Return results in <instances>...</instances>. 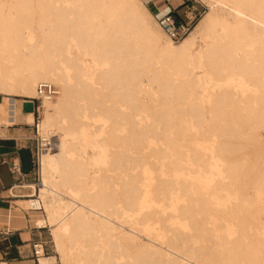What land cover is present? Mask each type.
Listing matches in <instances>:
<instances>
[{"label":"bare ground","instance_id":"bare-ground-1","mask_svg":"<svg viewBox=\"0 0 264 264\" xmlns=\"http://www.w3.org/2000/svg\"><path fill=\"white\" fill-rule=\"evenodd\" d=\"M140 1L150 10L148 0ZM204 1L208 13L183 41L171 39L153 15L168 37L163 42L160 33L149 26L138 0H0V90L38 99L40 83L59 88L58 96L41 100L43 119L37 134L48 142L44 146L60 134L59 151L46 148L39 161L40 199L62 264H72L78 257L81 260L85 253L90 256L86 262L93 257L95 264L104 257L108 260L105 264H115L104 245L121 246L123 252H117L121 259L134 234L149 235L152 228L161 243L157 252L162 264H264V216L260 213L264 209V41L245 27L252 23L264 29V0ZM227 14L234 21L228 20ZM219 26L224 32L217 30ZM199 32H204L206 41L193 51ZM192 54L194 62L222 84L219 92L209 89L206 97L197 88ZM233 74L242 75L251 84L249 94H238L225 85ZM27 102L32 119L33 102ZM108 102L113 106L107 107ZM15 112L10 110L7 116L16 118ZM141 118L146 124L142 125ZM97 121L105 126L96 127ZM109 122L110 128L106 126ZM102 127L106 129L103 136ZM89 131L99 145L104 140L112 147L134 144L137 153L150 149L142 166L150 165L147 160L151 157L160 165L158 182L151 188H146L142 177L156 178V173L152 175L154 163L142 170V176L125 175L120 187L123 198L115 201L126 205H120L123 211L111 204V191L108 197L107 188L97 181L93 186L101 193L85 192L79 186L83 182L79 177L90 173V162L83 155L72 160L68 154L74 153ZM97 144L92 145L97 148ZM191 144L195 146L189 149L196 169L186 159L189 151L185 148ZM209 155L223 164L227 181L213 178ZM116 157L114 166L119 164ZM140 158L131 160L136 167H142L144 157ZM199 171L208 173V180L200 181L195 176ZM84 182L81 184L87 186ZM33 206L39 208L37 202ZM196 206L206 219L200 223L203 229L212 231L216 239L214 252L187 248L188 241L181 239L188 237V233L180 234L186 226L191 228ZM125 210L135 216L129 223L130 234L120 235L122 227L116 229L115 225L117 220L127 225ZM100 245V250L95 249ZM144 250L155 253L147 244H143ZM50 259L42 255L38 264ZM150 260L144 263L152 264Z\"/></svg>","mask_w":264,"mask_h":264},{"label":"rangeland","instance_id":"rangeland-1","mask_svg":"<svg viewBox=\"0 0 264 264\" xmlns=\"http://www.w3.org/2000/svg\"><path fill=\"white\" fill-rule=\"evenodd\" d=\"M138 1H139L140 9L145 14L149 26L155 32L160 33L162 41L165 42L168 39V37L164 34V32L162 31L161 27L157 24V21L154 19V17H153L154 13L151 12V10H148L145 7V5L140 0H138ZM197 1L200 4H202L203 6H205L206 11H207L206 13H208V11H209L208 4L204 0H197ZM227 17H228V20L234 21V18L231 17V16L229 17L228 14H227ZM198 25H199V23H198ZM245 27L253 36H257V37L260 38V40L264 41V29H262L260 27H256L252 23H246ZM217 30L219 32H224V28L222 26H219L217 28ZM207 40H211V38L210 39L207 38ZM205 41H206V37H205L204 32H199L197 34L196 42L193 44V51H198L199 49H201L204 46ZM190 64H191L192 68L195 70V73L198 76L199 85L197 86V88L200 89V91L204 94V96L208 97L207 96V91L209 89L214 88V91H216V92H219V90H221L222 84L213 75H211L207 69L202 68L201 65H197L194 62L193 54L191 56ZM230 78H231L230 82H226V84H225L227 87H230L231 89L235 88V90L238 92V94H241V95H246V94L250 93V91L252 89V86L242 75L233 74ZM56 88H57V90H59V88L57 86H56ZM0 94H2L5 97V101L3 103H0V107L2 108V110H1L2 112L0 113V123L10 124V123L16 122L17 121V111H19L21 109L20 107L22 106V104H26V107L24 108V112L27 114L26 118H28V120L30 122L35 124L34 127L32 126L31 128H32V132L34 131V134L32 133V136H34V138H35L34 140H35L36 146H37V150H36L37 151L36 165L34 167L35 169L33 170L32 174L30 175V177L28 179V182L21 179V181L18 182L19 187H17L16 189L13 190V194L19 196V198L16 199L18 201L15 202V205L13 207V213H12L13 215L12 216L14 218H16V220L19 222L20 225H18V226H23L24 229H26L28 231H32L34 234H36L38 236V238H37L38 240L37 241L42 242L45 245V248H46L45 255H46V257H48V258L50 257L51 258L50 262H47L45 264H62L61 254L59 253V251H58V249L56 247V243H55V235H54L53 231L50 229L48 214H47V212H46V210H45V208L43 206V203H42V201L40 199V196H41L40 184L42 183V176H41V164H40V161H39L40 157H41V153L46 148L53 149L54 152H58L59 151V148H60V146H59L60 145V134L57 133V135H55L54 137L49 138V142L51 144H49L48 146H44V144H46L48 142H44L43 141V137L39 136L37 134V125L43 119V115H42V113L39 110V108L42 106V101L43 100L40 101V100H36V99H29V98H23V97H20V96L8 95V94H5V92H3L2 90H0ZM2 95H0V101H2V99H3ZM16 99L18 101H16ZM27 101H32L33 102V104H32V107H33L32 119H30L31 108H30V106H29ZM10 105H12L13 107L10 106ZM106 105H107V107L108 106L109 107L113 106V104H111L109 102ZM114 108H116V106ZM114 108L112 109V111H115ZM122 109L125 112L129 111L125 107H123ZM10 110H16V112H15V117L16 118L13 117V119H12V118H9V116H7L8 111H10ZM59 113L60 112H58V116L61 114V113L60 114ZM59 117H61V116H59ZM66 120H67V118H66ZM140 121H141L142 125L146 124V120L145 119L141 118ZM110 123L111 122H109V124L107 123V125H106L108 128L111 127L110 125L112 123L111 124ZM208 123H209V121H208ZM95 126L96 127H100V126H105V125L102 122L97 121V122H95ZM189 127L191 128V125H189ZM191 130H192V128H191ZM105 133H106V129H105V127H102L101 130H100V135L103 136V135H105ZM191 133H193V132H191ZM88 134H90V135L82 137L81 142L78 144L77 148L75 149V151L76 150L77 151L76 152L74 151L75 154L73 153V151H70V153L68 154V156L70 158H72V160H75V158L78 157V155L79 156L83 155V156H85L86 159L88 158L87 160H89V162H90L89 165H87L88 171L90 172V173H88V177H82V176L79 177L83 182L84 181L88 182L87 186H85L86 185L85 182H84L85 185L81 184L83 182H81L79 184L80 187L82 186L81 187L82 189H85V192H89V193L91 192L92 193V191H93L92 194H95V193H97V192H94V190H95V191H98V193H101V192H99L100 191L99 187L97 188V186H93V185H95L93 182L97 181L99 186H101L102 188H105V189L107 188L106 191H107L108 197H110L112 195V197H110V199L112 201L111 204L112 205H116L117 204L116 203L117 200H121L123 198L122 196H120V195L123 194V193L121 194V192H123V188L121 189L120 187H122L124 185V181H125V178H126L125 175H127V176L134 175L135 176L138 173L141 174L142 170L145 171L146 167H150V166L153 165L152 163H154V165L152 166L153 167V169H152L153 174L152 175H154L156 173L155 177L157 179L154 178V177H150V176H145V177L143 176L142 178L144 179V184H145L146 188H151L156 182H158V179H159V175L158 174H159L160 171L159 170L157 171V168H160L159 163H155L154 158L151 157V159L147 160L149 162V163L147 162V164H150V165L142 166L143 165V160L145 162V159L147 158L145 155H149L150 152H151L150 149H146L144 151H141V152L137 153L138 150H135V149H138V147L136 145H134V144L133 145L130 144L129 147L126 144L125 145L121 144L120 146H122V147H120L118 145H116V147H114V146L112 147V146H110V143L107 144V142L104 141V140H102V141L100 140L98 142V143H100V145H99V144L94 142V139L92 138V136H93L92 132L89 131ZM191 138L194 139V141H196L194 137H191ZM199 138L200 137H198L197 140H199ZM87 142H89L90 144H88ZM209 142L213 146L216 145V141L214 139L209 140ZM158 143H159V147H160L162 145V143L161 142H158ZM92 144L93 145L97 144L99 146L97 148H94V146ZM192 146H194V145L191 144L187 149L185 148V150L189 151V152H187L186 159H187V161L189 163L188 165L191 168H193V169L195 168L196 169L197 167H196V165H194V163L192 162V158L190 157L192 155L190 153V149L189 148H191ZM126 148H127L128 151L125 150ZM115 152H116V155H117L116 158L118 159V160L116 159V161H119V164H118V162H116V163L114 162V163H115V165L118 164V166L117 165L116 166L112 165L113 164L112 161H113V159L115 160V156H116V155H113V153L115 154ZM110 154H112V155H110ZM118 154L120 156H118ZM123 155L127 159L124 158ZM129 156L132 157V158H130ZM140 156H141V158L144 157V159H142L141 164H140L142 167H140V166L136 167L135 162L134 161L132 162L131 160L135 159L136 157H140ZM209 158H210V161H211L210 162V166H211V168H212V170L214 172L213 178L220 179L223 182L227 181L226 172L223 169V164L219 160H217V158H215V156H211L210 157V155H209ZM155 165H156V167H155ZM110 166H111V168H110ZM161 166H162V164H161ZM82 167L86 168V166H84V165H82ZM131 170H133V171H131ZM104 172H106V174ZM103 175L106 176L105 179H104ZM156 175H158V176H156ZM89 176H91V177H89ZM141 176H142V174H141ZM195 176L198 177V179L200 181H203L205 179L208 180V178H209V174L208 173L205 174L202 171H199V174L197 173V174H195ZM107 177H110V178L107 179ZM95 178H97V180H95ZM87 179H89V180H87ZM90 179H92V180H90ZM100 179H102V180H100ZM93 180H95V181H93ZM107 180L110 181V182H108ZM105 182H106L107 185L105 184ZM122 183H123V185H122ZM76 184L78 185V183H76ZM113 184H114V186H113ZM118 184L119 185L121 184V185L119 186ZM90 185L93 186V188L90 187ZM111 186L113 187V189H111L112 188ZM207 186L209 187L208 184H207ZM94 187H95V189H94ZM102 188H101V191L103 190ZM113 190H115L116 192L113 191ZM110 191H111V193H110L111 195L109 194ZM113 193H115V195H113ZM251 193L253 194L252 191H251ZM9 194H11V193H9ZM117 194H118V196H116ZM32 195H33V198H31ZM119 196L122 197V198H120ZM116 198H118V199H116ZM27 201H28V204H27ZM33 202H37V204H39V208L41 209V211H35V209H39V208H35V206H33ZM120 205L121 204H117L115 207L120 208L122 205H124V207H126V205L124 203L121 206ZM115 207L113 206V208H115ZM120 209L123 211L122 208H120ZM195 210H197V211H195V213H197L196 214L197 216H195V214L193 215V216H195V218H193L191 216L192 217V222H190V223H192L191 224V228L192 227L193 228L191 230L190 226H189V228L186 226V230H184V233H182L183 231L181 229L182 232H181L180 236H182V234L188 233V237L186 239H184V238L186 237L187 234L185 236L183 235L184 237L182 236L183 238H181V239L186 240V242L188 241L186 243V245L188 244L187 248L190 245V247L192 246V248L196 249V251L200 249L199 250L200 252L201 251L204 252V250H205V252L210 253V252H212V249H213V252H214L216 250V246H215L216 245V239L212 238V236H213V234H211L212 231H209L207 229H203V226H202L204 224L203 221L206 222V219L204 218L205 216L203 214L202 215L198 214L199 206H196ZM190 211H191V209H190ZM193 211H194V209L192 208L191 214L194 213ZM123 213H124L125 219L128 220L129 222L127 223V225L122 226L121 225V221L117 220V224L115 226H116V229H119V228L122 227V230L119 231L120 235H129L131 230H132L130 228V224L129 223L132 222L133 217L135 216V214L131 210H125ZM260 213H261L262 216H264V209H262L260 211ZM203 219H205V220H203ZM197 220H199V221H197ZM195 221H197L198 224ZM221 223L225 224V220L222 219ZM196 227H197L198 230L196 229ZM200 227L202 228L201 232L199 231V230H201ZM207 228L211 229L212 227L211 226H207ZM193 230H195L197 232H195ZM203 230H205V232ZM206 230L209 231L208 234H211V236L207 235V231ZM212 230H213V228H212ZM223 230H229V229H223ZM153 232H154V228H152L150 230L149 235H146V234L141 233V232L135 233L134 236L132 237V242L130 243L131 247L129 246L130 247L129 249H124L125 250L124 251V255L127 254V257H125L123 255L121 259L118 258L119 254L117 253V252H123L121 246L116 244L117 246H115V245H114L115 247L111 246L112 248H110V245H108V247L104 245V247H106L108 249V252H110L109 255H111V258L115 259V260L113 259L115 264H126V263L127 264H145L144 262L148 261V259L150 260L151 258L153 260H156V259L157 260L160 259V260H158V262H159L158 263L157 260L153 261L151 259L150 263L152 262V264H153V262H155V263L157 262L158 264H162V263H160L161 262V255L158 254V252H157L159 248H162L161 247V243H160L159 240H157V238L153 234ZM202 232H203V234H202ZM253 232H255V231L253 230ZM204 237L206 238V241H205ZM106 238H107V236H105L103 238V240H106ZM143 244H147L149 246V248L155 253H150L149 251L147 253H145L146 251L145 250L143 251ZM27 245H29V246H27ZM17 246H18L17 251L14 252V253L12 252V259L14 260L13 261L14 264H16V263L20 264L21 262H27L29 260H32V257H31V255H32V253H31V243L30 242H28L26 244H23L22 241H20V239H19L18 242H17ZM79 246H80V248H82V247L84 248V246H82V247H81V245H79ZM101 246L102 245L98 246L95 249L100 250ZM83 250L85 252L89 251V250H87L85 248ZM109 250L116 251L117 254L115 252L113 254H111V252H113V251H109ZM126 250H127V252H126ZM163 250H165V249H163ZM85 254H84V256H86V257L83 256V253L81 254L85 258V260L82 259L83 257L79 255L80 257H82L81 260L78 257L77 259H75L77 262L76 261L75 262L72 261L71 263L72 264H80L82 262L84 264H86V263L87 264H89V263L91 264V262H92V264H93V259L94 258L91 257L92 261L89 260V262H86L89 259L90 256H88V258H87V255H85ZM114 254L116 255V257H114L115 256ZM83 260H84V262H83ZM107 261L108 260H105L104 257H103L101 259H97L98 263L96 262L95 264H105V263H108ZM109 262H112V261H109ZM146 263H148V262H146Z\"/></svg>","mask_w":264,"mask_h":264},{"label":"crops","instance_id":"crops-1","mask_svg":"<svg viewBox=\"0 0 264 264\" xmlns=\"http://www.w3.org/2000/svg\"><path fill=\"white\" fill-rule=\"evenodd\" d=\"M167 2L179 12L184 10L183 0H156L151 5V12L164 9L168 6ZM4 101L5 97L3 96L0 103ZM16 101L18 100L16 99ZM25 107L26 104H22L21 109L17 111L16 122L0 123V264H14L12 252L17 251L19 239L23 244L30 242L32 245L33 242H38V236L32 231L24 229L23 226H18L19 222L12 216L13 207L18 201L16 199L19 198L13 194V190L19 187L18 182L21 179L28 182L36 165L37 146L35 138L32 136L34 131L32 132L31 128L35 124L26 118ZM13 163L19 164L23 177L12 174L10 168ZM20 264H36V261L32 258V260Z\"/></svg>","mask_w":264,"mask_h":264},{"label":"built area","instance_id":"built-area-1","mask_svg":"<svg viewBox=\"0 0 264 264\" xmlns=\"http://www.w3.org/2000/svg\"><path fill=\"white\" fill-rule=\"evenodd\" d=\"M155 1L156 0H148L146 4L151 8V5ZM182 6L184 10L181 12H179L178 9L172 8L169 3L164 9L153 11L157 21L161 24L168 36L177 42L184 39L195 28L206 12L205 6L200 4L197 0H184ZM57 93V88L53 84L46 82L40 83L37 87L39 98L36 100L52 99ZM10 170L13 175L23 177L19 164L13 163ZM31 249L32 258L37 264L40 256L45 255V245L39 241L33 242Z\"/></svg>","mask_w":264,"mask_h":264}]
</instances>
